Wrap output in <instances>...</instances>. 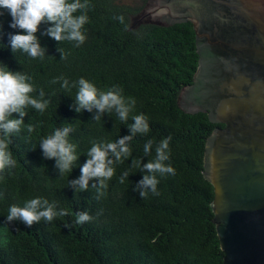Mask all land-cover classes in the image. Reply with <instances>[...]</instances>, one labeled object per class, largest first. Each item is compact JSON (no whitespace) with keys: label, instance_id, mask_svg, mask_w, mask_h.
<instances>
[{"label":"trees","instance_id":"1","mask_svg":"<svg viewBox=\"0 0 264 264\" xmlns=\"http://www.w3.org/2000/svg\"><path fill=\"white\" fill-rule=\"evenodd\" d=\"M149 2L90 0L83 28L86 40L78 47L75 42H56L44 34L49 25L41 24L36 35L46 49L42 59L11 51L9 34L19 30L9 27L6 11L0 16V62L30 75L37 89L33 95L43 89L50 99L43 113L29 107L20 132L11 138L17 164L0 181V264H221L214 188L205 176L204 156L208 137L223 124L212 122L206 111L188 112L181 105L199 66L193 25L145 16ZM57 49L64 50L66 59H60ZM57 77L66 78L70 87L51 83ZM81 77L101 90L118 85L125 97L136 100L133 114H145L150 126L146 135L137 134L130 142L131 156L115 165L102 195L91 186L74 191L69 181L79 177L92 142L129 135L132 120L130 115L123 123L114 111L99 121L92 120L95 109L76 113L70 106L78 89L71 85ZM28 124L35 125L32 133L27 132ZM66 126L73 129L69 141L77 145L78 160L71 173L59 174L55 160L44 159L39 144L55 128ZM165 137H170L166 163L174 174H157L158 194L149 191L141 198L133 189L145 173L131 161L154 159L156 144ZM149 139L153 148L145 156ZM125 171L129 177L120 183ZM36 197L68 214L31 228L5 222L11 205L23 206ZM78 211H87L92 219L77 224Z\"/></svg>","mask_w":264,"mask_h":264},{"label":"water","instance_id":"2","mask_svg":"<svg viewBox=\"0 0 264 264\" xmlns=\"http://www.w3.org/2000/svg\"><path fill=\"white\" fill-rule=\"evenodd\" d=\"M145 16L193 25L199 66L181 105L223 124L204 156L221 264H264V0H150Z\"/></svg>","mask_w":264,"mask_h":264},{"label":"clouds","instance_id":"3","mask_svg":"<svg viewBox=\"0 0 264 264\" xmlns=\"http://www.w3.org/2000/svg\"><path fill=\"white\" fill-rule=\"evenodd\" d=\"M90 0H0V16L6 11L11 16L9 27L18 29L15 34H9V45L14 53L20 50L32 58H43L46 49L41 47L36 33L41 24L49 25L44 34L56 42H75L78 47L86 40L83 28L89 21L87 15L90 9ZM121 20L122 17H116ZM2 35V24H0ZM60 59H66L67 54L63 49H57ZM60 82L61 88L68 89L69 81L63 77L54 78L51 83ZM72 87L78 89L73 105L70 107L76 113L86 110L95 114L92 120L99 121L105 114L115 112L119 120L127 123L131 115L132 123L127 127L129 135H124L114 142L94 141L87 151L85 162L80 166V175L77 179L69 181V186L74 191H86L89 186L96 189L102 195L103 189L108 187L106 181L115 174V165L122 163L132 154L130 142L137 134L146 135L150 131L148 117L143 114H133L136 100L125 97L123 90L118 85H112L107 90L98 89L95 84L81 77L75 81ZM37 89L32 83V77L21 71H11L0 62V181H3L6 170L16 167L17 161L10 150L12 136L21 130L24 125V117L28 115L29 107L43 113L50 104V99L45 98L43 89ZM17 114L18 118H14ZM35 125L28 124L27 132L32 133ZM71 127L55 128L52 133L40 140L39 147L44 159L55 160V168L59 174L71 173L76 164L77 145L69 141ZM170 137L160 140L155 147V158L142 164V159L131 161L132 166L137 167L143 174L142 179L135 183L134 191L141 198L151 191L156 192L157 174L165 176L174 174V169L169 160ZM154 141L149 139L143 147L145 156L151 154ZM129 177L125 171L120 176V183H124ZM90 181L92 182L90 184ZM67 211L56 208L55 203H50L46 198L36 197L27 200L23 206L11 205L6 216V223L22 222L31 228L33 224L41 220L51 222L57 216L67 215ZM76 223L89 222L92 217L87 211L75 213Z\"/></svg>","mask_w":264,"mask_h":264}]
</instances>
